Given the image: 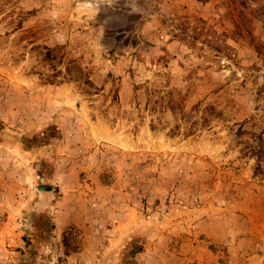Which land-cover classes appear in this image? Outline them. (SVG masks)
<instances>
[{
	"label": "rangeland",
	"instance_id": "374dc122",
	"mask_svg": "<svg viewBox=\"0 0 264 264\" xmlns=\"http://www.w3.org/2000/svg\"><path fill=\"white\" fill-rule=\"evenodd\" d=\"M0 142L12 264H73L84 244L88 227L51 239L40 192L61 173L163 225L205 205L264 218V0H0Z\"/></svg>",
	"mask_w": 264,
	"mask_h": 264
},
{
	"label": "crops",
	"instance_id": "0c3cea01",
	"mask_svg": "<svg viewBox=\"0 0 264 264\" xmlns=\"http://www.w3.org/2000/svg\"><path fill=\"white\" fill-rule=\"evenodd\" d=\"M65 175L70 176L73 183H60L59 189L40 194L49 201L44 207L55 215L53 224L56 230L52 232L56 238L51 239L60 241L71 226L89 228L81 248L66 254L70 263L121 264V250L132 240L133 234L144 228L152 235H149L150 240L144 244L143 251L136 254L139 264H149V261L151 264H264V218H246L241 213L227 217L217 213L210 215L213 214L210 210L217 207L212 209L205 205L191 211L187 218L163 225L165 223L160 218H142L143 204L136 199L129 201L128 189L120 191L123 203H115L112 198L113 190H117L115 185L108 187L99 180L84 185L74 173H61L59 178L63 180ZM87 193H92V197L102 194L104 201L93 202L87 208L84 200ZM13 223L16 222L10 221L12 228L8 231H0V259L6 258L0 260V264H12L10 262L21 252L10 247L19 242L18 224ZM159 226L160 229H155ZM99 228L103 231L100 232ZM27 255L25 252L24 256Z\"/></svg>",
	"mask_w": 264,
	"mask_h": 264
},
{
	"label": "trees",
	"instance_id": "16d2710c",
	"mask_svg": "<svg viewBox=\"0 0 264 264\" xmlns=\"http://www.w3.org/2000/svg\"><path fill=\"white\" fill-rule=\"evenodd\" d=\"M243 5L244 7H246V5L244 4L243 2ZM41 141H39V137H34V143H40ZM143 251V246H142V243L140 245H137V244H134L133 245V248H132V251H130L128 254H122L121 253V256H122V262L123 264H127L129 262V264H133L132 262L130 261H127V259H132L131 257H135L137 253Z\"/></svg>",
	"mask_w": 264,
	"mask_h": 264
},
{
	"label": "water",
	"instance_id": "95a60500",
	"mask_svg": "<svg viewBox=\"0 0 264 264\" xmlns=\"http://www.w3.org/2000/svg\"><path fill=\"white\" fill-rule=\"evenodd\" d=\"M53 188H54V186H51V185L50 186L49 185L48 186L44 185V186L41 187V189H46L48 191H51Z\"/></svg>",
	"mask_w": 264,
	"mask_h": 264
},
{
	"label": "built area",
	"instance_id": "2783aa9c",
	"mask_svg": "<svg viewBox=\"0 0 264 264\" xmlns=\"http://www.w3.org/2000/svg\"><path fill=\"white\" fill-rule=\"evenodd\" d=\"M193 200H194V202H195L196 204H198V202H199L198 197H195ZM195 203H194V204H195Z\"/></svg>",
	"mask_w": 264,
	"mask_h": 264
}]
</instances>
